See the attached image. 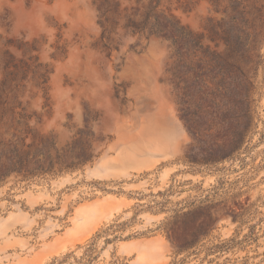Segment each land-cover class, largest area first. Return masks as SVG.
I'll use <instances>...</instances> for the list:
<instances>
[{
	"label": "rangeland",
	"instance_id": "1",
	"mask_svg": "<svg viewBox=\"0 0 264 264\" xmlns=\"http://www.w3.org/2000/svg\"><path fill=\"white\" fill-rule=\"evenodd\" d=\"M0 264H264V0H0Z\"/></svg>",
	"mask_w": 264,
	"mask_h": 264
}]
</instances>
